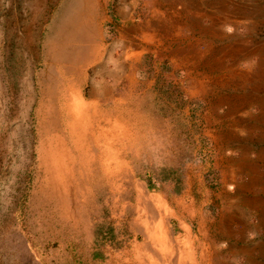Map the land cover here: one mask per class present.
<instances>
[{"label": "rangeland", "instance_id": "obj_1", "mask_svg": "<svg viewBox=\"0 0 264 264\" xmlns=\"http://www.w3.org/2000/svg\"><path fill=\"white\" fill-rule=\"evenodd\" d=\"M183 1L0 0V264H264V0ZM63 90L80 142L44 130Z\"/></svg>", "mask_w": 264, "mask_h": 264}, {"label": "bare ground", "instance_id": "obj_2", "mask_svg": "<svg viewBox=\"0 0 264 264\" xmlns=\"http://www.w3.org/2000/svg\"><path fill=\"white\" fill-rule=\"evenodd\" d=\"M76 9V8H75ZM66 9L64 8V11ZM71 9H69V12L67 13H70ZM64 13V12H63ZM74 13V12H73ZM72 13V14H73ZM72 16V15H71ZM63 18V17H62ZM70 19V18H69ZM63 21L64 18H63ZM67 22V21H66ZM58 27V26H57ZM60 26L58 27L57 31L59 30ZM93 28V27H92ZM91 29V28H90ZM95 29V28H94ZM82 30V28L80 27L78 29V32H80ZM86 30V29H85ZM92 30V29H91ZM96 30V29H95ZM56 31V32H57ZM88 30H86L87 32ZM90 31V30H89ZM94 31V30H93ZM83 32V31H82ZM92 32V31H91ZM95 32V31H94ZM79 34V33H78ZM62 37H60V41L63 42L66 40V43H69L71 47V49H73L72 51L75 53L73 54L74 56H77L76 57V60H77V64H81V61L82 62H87L89 60V58H92V55L91 53L87 52V51H82V52H79L75 47H77V41L78 40V35L75 33V31H73L72 33H68V34H61ZM84 36V34H83ZM81 40V39H80ZM85 41V40H84ZM82 41V43L84 42ZM91 41V40H90ZM90 44V43H89ZM93 50V49H92ZM92 50L90 52H92ZM65 52V48L63 46H60L58 51L56 52V56H60L61 54H63ZM66 54V53H64ZM63 54V55H64ZM83 104L81 102H78L76 103V105H72L70 107V105L66 106V111L65 110H60L58 113L56 112V110L53 111V109H51V112L49 114H47L44 118H45V122H46V126H45V132L46 133H52V132H55L57 130V126L59 125L58 123H60V127L62 128L61 132L64 133V135L67 136V138L69 140H74L76 138V142H80L81 140H83L81 137L83 136H87L88 135V132H89V126H90V121L88 120L89 119V116H88V119L85 120V113L83 112V110L81 109V106ZM105 105V104H104ZM70 107V108H69ZM116 109V108H115ZM105 110V109H104ZM110 112V111H109ZM116 111L114 110L113 111V114H116L115 113ZM60 115V117H59ZM59 117V118H58ZM114 120V119H113ZM109 131V129H108ZM116 131V130H115ZM110 132V131H109ZM109 134V133H108ZM111 134V133H110ZM58 136L60 137V134H58ZM105 137V136H104ZM61 141H63V139L60 137ZM72 140V141H73ZM95 140V139H94ZM120 141V140H119ZM110 143V142H109ZM63 145L65 147V144H64V141H63ZM61 144L57 143V147H59V149H61ZM106 146V145H105ZM63 147V146H62ZM64 149V148H63ZM89 149V147H88ZM99 149V148H98ZM78 150L79 147H78ZM59 151V150H58ZM92 148H91V151H90V156H91V160L90 161H87L86 165L84 166L85 168L86 167H89V173H90V176H89V179H90V182L91 181H95L97 179V176L95 175V172L93 169L91 168H94L95 166H97V159L95 157L94 154H92ZM109 152V151H108ZM51 153L48 154V157L49 158H54V156H56L55 154H52V152H49ZM68 152L63 151L62 153H60L58 156L59 158L61 159L60 160V163L58 165L59 168H63V171H67L66 168V156H68V154H66ZM112 153V152H111ZM86 154H88L86 152ZM54 155V156H53ZM110 161V160H109ZM116 161V160H115ZM101 163V162H100ZM115 163V162H114ZM102 165V164H101ZM103 166V165H102ZM98 167V166H97ZM104 167V166H103ZM57 168V167H56ZM101 168V167H100ZM104 173V172H103ZM101 174L100 176V181L101 180H106V176L104 177V174ZM119 176V175H118ZM108 177V176H107ZM110 177V176H109ZM114 179V178H113ZM117 179V178H116ZM99 180V178H98ZM62 181V180H61ZM110 181V179H109ZM102 183V182H101ZM109 184V183H108ZM62 188V187H61ZM64 190V189H63ZM62 192V191H61ZM68 192V191H67ZM143 201H145V203L148 201L146 199V196L143 197Z\"/></svg>", "mask_w": 264, "mask_h": 264}, {"label": "crops", "instance_id": "obj_3", "mask_svg": "<svg viewBox=\"0 0 264 264\" xmlns=\"http://www.w3.org/2000/svg\"><path fill=\"white\" fill-rule=\"evenodd\" d=\"M184 6V1L183 0H172V18L177 17V9L180 10H184L183 7ZM119 16L121 17V21L124 24L125 23V16H126V10L125 9H121ZM181 18H183V16H181ZM173 24V23H172ZM180 28L182 29L184 27V22L182 20V24H179ZM125 28V26L123 27V29ZM59 47L63 46L65 48V52L66 54H61L60 56H56L55 55V61L60 65L61 69H60V75L61 78L63 79V81L67 82L68 84H66L67 86H69L70 82L73 81V83H77L80 86H83L86 81H87V67L90 66V64H93L94 62H97L100 60V58L102 57V53L101 52H95L94 55H92V58H89V60L87 62H82L81 64H77V60L76 57L73 54H75L71 49L72 46H70L69 43H66V40L61 42L59 40ZM58 47V48H59ZM62 94L60 93V91H55L52 94V98L51 99H55L58 97V95H60L57 99L61 105V109L66 111V106L70 105V107L72 105H76L77 101L81 102L83 104V99L76 97L75 95L71 94V92H67L64 90L61 91ZM60 93V94H59ZM94 98V95H93ZM85 103V101H84ZM69 107V108H70ZM81 109L83 110V112L85 113V116L87 115L88 112V105L87 104H83L81 106ZM88 119V115L85 117V120Z\"/></svg>", "mask_w": 264, "mask_h": 264}]
</instances>
